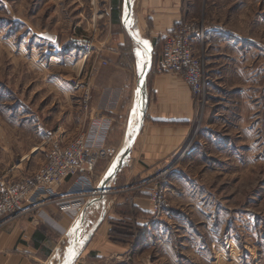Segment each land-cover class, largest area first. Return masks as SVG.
I'll return each mask as SVG.
<instances>
[{"label": "rangeland", "instance_id": "obj_1", "mask_svg": "<svg viewBox=\"0 0 264 264\" xmlns=\"http://www.w3.org/2000/svg\"><path fill=\"white\" fill-rule=\"evenodd\" d=\"M196 1L197 19L185 21L238 35L246 45L243 59L232 60L238 67H224L216 59L209 62L206 55H196L207 90L202 98H193L196 115L191 140L195 151L186 159L160 166L153 179L131 188L134 193L129 199L143 188L152 219L161 218L166 225L153 233L178 237L187 233L191 237L181 247L172 243L178 254L186 256L188 250L199 256L190 254L187 264H264V0ZM98 3L0 0V184L5 187L38 169L48 148L39 146L40 139L54 134L62 118L69 139L77 135L80 119L81 126L84 124L88 104L83 103V89L74 86L88 82L94 46L107 35L99 32L104 18ZM54 42L63 47L50 49L60 46ZM209 98L228 100L234 114L220 118L222 108L214 106L208 112ZM218 103L214 105L221 107ZM224 121L233 127L216 125ZM206 123H213L214 131L204 145L208 132L201 126ZM237 125L241 131L234 130ZM34 147L45 151L31 156ZM105 167L106 163L99 164L94 186ZM172 169L187 175L170 181ZM160 172L163 176L156 179ZM171 187L176 188L173 200L169 198ZM152 193L163 199V207L156 213ZM130 214L138 216L135 210ZM185 226L190 228L184 233ZM134 229L118 230L132 234L134 241L138 231ZM151 246L143 254L149 256L146 264H167L161 258L157 262L160 250ZM139 253L129 262L137 261Z\"/></svg>", "mask_w": 264, "mask_h": 264}, {"label": "crops", "instance_id": "obj_2", "mask_svg": "<svg viewBox=\"0 0 264 264\" xmlns=\"http://www.w3.org/2000/svg\"><path fill=\"white\" fill-rule=\"evenodd\" d=\"M125 1L99 0V12L104 18L99 24V32L105 31L107 35L98 41V47L94 46L89 66L90 78L86 83L89 90L86 116L84 124L81 126L80 119L76 127L78 133L89 120L103 117L110 124L106 146L115 149L117 153L137 131V92L148 63L147 54L135 45L123 28ZM196 3V0H129L126 28L150 54L151 67L142 86V126L131 147L121 157L114 176L106 184L109 193L104 196L105 213H102L101 196L98 192L112 160L98 162L92 178L94 190L78 198V206L71 204L61 209L57 203L48 202L35 213L0 219V264H62L67 253L83 241L101 218V223L92 233L83 251L71 264H146L149 256L143 257V254L148 253L151 244H155L152 248L156 246L160 250H157L160 252L157 262L161 258L167 264H187L190 254L197 256L195 252L188 250L185 252L186 256H183L172 246V243L180 246L181 242H190L191 237L185 233L190 227L185 226V234L181 237L172 234L157 235L153 233L154 230L159 233L166 225L161 218L152 219L151 206L143 198V188L139 191L138 198L136 196L131 201L129 199V194L134 193L131 188L140 182L153 179V173L160 166L186 159L195 151V142L192 144L191 140L196 115L192 94L178 76L156 73L154 63L161 52L166 34L182 20L197 19ZM202 24L204 39L202 42H192L193 54L206 55L209 62L216 59L224 67H238L232 60L240 61L239 57L243 59L246 47L244 42L229 30ZM54 45L60 46L50 49L63 47L60 42H54ZM85 59L86 57L82 58L81 65ZM215 102L222 106H215ZM227 102L224 99L209 98L210 106H207V111L210 112L212 106L216 109L222 108L220 118H227L232 111ZM226 122L216 125L231 129L233 124L230 126ZM65 125L62 118L58 130L40 139L39 146L49 147L51 139L71 140ZM212 127L213 123L201 126L202 130L208 132L203 141L204 145L212 139ZM234 127V130L241 131V126ZM38 147H34L29 155L44 153L45 150ZM46 155L47 153L45 158ZM23 159L25 157L21 160ZM102 162L106 163V167L94 186L97 168ZM168 173L170 181L187 175L182 170L174 169ZM70 186L68 183L59 188L58 196H69ZM175 189L171 187L169 190V198L172 200L176 194ZM133 210L137 212V217L130 214ZM126 228L138 230L137 235L133 234L134 241L131 240L132 234L126 235L118 230ZM137 251H140L138 260H132L131 263L127 261L131 257L137 259Z\"/></svg>", "mask_w": 264, "mask_h": 264}, {"label": "built area", "instance_id": "obj_3", "mask_svg": "<svg viewBox=\"0 0 264 264\" xmlns=\"http://www.w3.org/2000/svg\"><path fill=\"white\" fill-rule=\"evenodd\" d=\"M203 39L202 26L182 20L164 37L154 63L156 73L178 76L194 99L202 98L207 90L202 64L191 48L194 40ZM81 88L86 106L88 86H74V89ZM109 131L110 124L98 116L89 120L71 140L51 139L45 162L33 174L10 181L6 187L4 183L0 184V219L35 213L48 202L57 203L61 209L71 204L78 206V198L94 190L92 178L98 162L111 161L117 154L115 149L106 146ZM161 174L156 179L161 178ZM68 183L71 185L69 196L59 197V188ZM151 197L156 213L163 207V199L159 193H152Z\"/></svg>", "mask_w": 264, "mask_h": 264}, {"label": "water", "instance_id": "obj_4", "mask_svg": "<svg viewBox=\"0 0 264 264\" xmlns=\"http://www.w3.org/2000/svg\"><path fill=\"white\" fill-rule=\"evenodd\" d=\"M125 6H126V14L122 20V25L123 28L127 34V36L135 43V45L140 48L143 52H145L148 56V63L145 69V72L139 82V86H138V92H137V115L139 117L138 120V128L137 131L135 132V134L132 136V138L129 140V142L123 146L119 152L116 154L115 158L112 160L111 165L109 167V169L107 170L104 178L102 179L101 183H100V190H99V195L101 196V203H102V213H105V200H104V196L106 194H108L109 192L106 190V184L108 183V181L114 176L117 168H118V163L121 159V157L125 154V152L131 147V145L133 144L136 136L138 135L141 126H142V122H141V112H142V86L143 83L145 81V78L150 70L151 67V56L150 54L144 49V47L132 36V34L128 31V29L126 28V20L128 18V14H129V10H130V5H129V0L125 1ZM103 217V216H102ZM102 218L92 227V229L88 232V234L85 236V238L83 239V241L76 246V248L67 253V256L64 260V262L62 264H71L73 259H76L80 253L83 251V248L85 246V244L88 242V240L90 239L92 233L94 232V230L97 228V226L101 223Z\"/></svg>", "mask_w": 264, "mask_h": 264}, {"label": "snow or ice", "instance_id": "obj_5", "mask_svg": "<svg viewBox=\"0 0 264 264\" xmlns=\"http://www.w3.org/2000/svg\"><path fill=\"white\" fill-rule=\"evenodd\" d=\"M145 44L147 43V42H144ZM66 264H67V262H66Z\"/></svg>", "mask_w": 264, "mask_h": 264}]
</instances>
